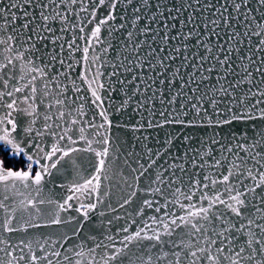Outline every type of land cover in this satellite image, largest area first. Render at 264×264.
Segmentation results:
<instances>
[{"label": "snow or ice", "instance_id": "1", "mask_svg": "<svg viewBox=\"0 0 264 264\" xmlns=\"http://www.w3.org/2000/svg\"><path fill=\"white\" fill-rule=\"evenodd\" d=\"M0 264H264V0H0Z\"/></svg>", "mask_w": 264, "mask_h": 264}]
</instances>
